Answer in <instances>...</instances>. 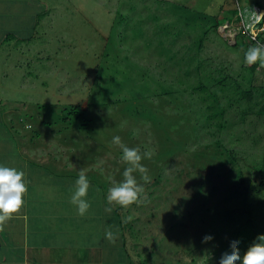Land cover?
I'll return each instance as SVG.
<instances>
[{
    "label": "rangeland",
    "instance_id": "374dc122",
    "mask_svg": "<svg viewBox=\"0 0 264 264\" xmlns=\"http://www.w3.org/2000/svg\"><path fill=\"white\" fill-rule=\"evenodd\" d=\"M239 4L247 12L264 0H0V136L26 138L39 155L52 156L35 164L40 172L32 190L52 193L63 180L64 208L74 207L68 200L85 171L88 212L96 214L84 218L85 228L91 246H105L106 264H215L217 252L231 254L233 240L240 241L241 256L247 251L249 235L234 232L242 226L250 232L251 225H242L246 216L264 228V185L255 171L264 115L240 121L235 94L251 75L254 84L264 83V67L245 66V52L256 44L247 35L246 47L234 45L241 19L231 12ZM204 33L200 50L196 41ZM215 65L235 76L228 95L213 88L225 103L234 97L226 115L237 126L220 132L219 116H208L211 97L204 102L192 88L214 83ZM114 136L141 154L153 152L141 161L151 182L134 173L144 192L128 208L107 203L109 188L128 167ZM5 145L4 153L21 150ZM63 221L65 236L75 239L77 225L72 230ZM107 230L118 236L115 243L105 239ZM205 235L214 239L202 243Z\"/></svg>",
    "mask_w": 264,
    "mask_h": 264
},
{
    "label": "crops",
    "instance_id": "0c3cea01",
    "mask_svg": "<svg viewBox=\"0 0 264 264\" xmlns=\"http://www.w3.org/2000/svg\"><path fill=\"white\" fill-rule=\"evenodd\" d=\"M3 131L4 128L2 133ZM8 131L9 128H6V132ZM3 137L0 136V144L4 147L5 144L19 145L21 150L15 148L16 151L12 147L6 153L0 150L3 152L0 165L23 171L28 191L24 196V205L20 213L14 214L0 231V264H106L105 246L102 243L101 246H97V243L91 246L87 234L90 230L85 228L88 221H84V218L93 221L96 214L91 215L87 212L85 216H79L76 208H64L60 203L64 196L61 187L68 184L63 180L58 181L56 184L61 186L58 187L59 192L54 190L55 192L51 193L49 188L46 190L39 187L32 190L36 183V175L40 172V168L35 164L46 165L52 156L47 157L42 152H40L42 155H39L35 152V144L31 145L26 138L18 143L15 139L3 140ZM31 167L35 172L30 170ZM50 170L53 174H60L58 173L60 171L54 168ZM71 185L73 186L72 182ZM61 210L67 211L68 216L63 217ZM63 218L72 230L77 225L78 233L75 239L69 241L68 236L71 235L65 236ZM70 222H73V225ZM109 259L110 257L107 260Z\"/></svg>",
    "mask_w": 264,
    "mask_h": 264
},
{
    "label": "clouds",
    "instance_id": "9594fccd",
    "mask_svg": "<svg viewBox=\"0 0 264 264\" xmlns=\"http://www.w3.org/2000/svg\"><path fill=\"white\" fill-rule=\"evenodd\" d=\"M255 5V4H253ZM253 5L249 4V9H253ZM257 10H253L249 16L250 23L246 24V28L253 30L255 25L264 21V12H260L258 5ZM263 8V7H262ZM264 31V29H261ZM253 39L256 33L252 31ZM263 38V37H262ZM245 64L248 66L255 65L259 62L260 67H264V44H257L254 47L248 48L245 52ZM112 143L122 149L121 159L128 165L123 172V180L119 183H114L110 187L107 195L108 205H119L123 208H128L133 204L141 202V194L144 192L142 184H139L134 173H139L140 178L145 183H150L148 169L141 163L142 159H151L153 152L148 150L141 154L139 147L130 148L122 143L121 137L114 136ZM25 173L14 167L0 165V231L14 214L20 213L24 205V196L28 191L25 183ZM75 191L70 197L72 204L79 216H85L89 211L91 204L87 201L86 196L90 187V182L87 179L85 171L80 170L79 177L75 181ZM146 199V197H145ZM106 212H111V207H106ZM132 217H126L124 222L131 221ZM118 236L111 230L105 232V239L108 242L115 243ZM214 239L211 235H205L202 238V243H208ZM239 240H233L230 243L232 249L231 254L224 253L219 261V264H264V234L258 235L256 239L249 245L247 251L241 256L240 249L237 245Z\"/></svg>",
    "mask_w": 264,
    "mask_h": 264
},
{
    "label": "trees",
    "instance_id": "16d2710c",
    "mask_svg": "<svg viewBox=\"0 0 264 264\" xmlns=\"http://www.w3.org/2000/svg\"><path fill=\"white\" fill-rule=\"evenodd\" d=\"M239 5H237V7L235 8V10H232L231 12V16L233 17L234 14L238 11L239 9ZM263 7V8H262ZM260 8V12H264V6H262ZM230 16L227 15V17ZM221 18L219 20H217L215 23L212 24V27L214 29H217L218 26L222 23H224L226 20V18ZM239 18V17H237ZM242 31V30H241ZM206 33L207 30H206ZM244 32H241L240 33V37H238L236 40H235V43L234 45H239L240 44H243L245 45V47L247 46V44L244 42L243 38H244ZM204 40H205V33L203 35H201L199 37V39L196 41L198 43V49H202V47L204 46ZM249 40V39H248ZM263 40H264V37H263ZM251 42V40H249ZM252 43L255 44L254 41H252ZM256 46V44H255ZM244 49V48H243ZM246 66V64H245ZM259 66V62L255 65H252V66H246L248 68H250V71L254 72L255 69ZM217 70V71H216ZM225 71V67L224 66H217L215 65L214 68H212V70L210 71L209 73V76H212V79H216L214 81V83H208V84H203L202 82L200 83V85L196 86L195 84L192 86L193 89L197 90V91H202V95H201V99H203V101L205 102V100L208 99V97H211L209 100H208V103H206V108L208 109V116H210L211 118H216L218 117V119L215 121V127L217 129L218 132L220 131H223L224 129L228 128V127H231L234 128L237 123V119H233V117L229 118L226 114H227V111L230 109V107L232 106L233 104V100H234V97L232 100H229V102H226L225 101H222V98H221V95L219 93V91L217 90H220L221 92L223 91L224 92V95L227 94L228 95V90L232 87V84H231V81L230 79H235V76H233L232 74H230L228 71L224 72ZM248 79H251V82L248 83V85L246 86H241V82L240 84L238 83L237 84V89H236V93L237 96H236V101L239 102L240 104V101H242L241 103V108L240 110L238 111L239 112V119L240 121H246L248 119L249 116L251 115H254V116H262L264 115V83H261V84H254L252 82V75L248 78ZM218 86V89L217 90H213L214 87ZM200 88L202 90H200ZM232 89V88H231ZM233 91V89H232ZM218 92V93H217ZM206 93H209L208 95ZM243 100L246 102H243ZM220 106L219 109H215L214 107L216 106L215 104H217ZM213 110V111H212ZM217 111V112H216ZM229 112V111H228ZM221 116V117H220ZM214 120V119H212ZM251 120H249L250 122ZM240 136H237L236 138H239ZM221 140L218 139V143L219 144H222L220 142ZM222 146V145H221ZM227 150H232L233 149H227ZM231 151V152H232ZM232 154V153H231ZM235 158L236 157V153L233 151V155H232V158ZM260 158L259 160V164L255 167V171L259 174L260 176V184L261 185H264V147L262 149V152L260 153V156L258 157ZM237 159H235L234 161H236ZM232 164H233V161H230ZM236 180H237V184L242 186L243 185V182H245V179H244V174H243V171L241 169L238 170V173H237V177H236ZM235 183V187H237L235 190V192H238L239 191V187ZM242 192V191H241ZM245 192V191H244ZM247 190H246V196L245 198L247 197ZM247 206V205H246ZM245 206V211L248 210L247 212H249V208L250 206L248 205L247 207ZM229 218H231L230 216H228ZM233 218V217H232ZM231 218V219H232ZM251 225V229H250V232L249 231H244V226L242 227H239L237 229L234 230V232L236 234H246V235H249V242H248V247L249 245L256 239V237L258 235H261V234H264V228L262 229V227L260 229H257L255 228L254 226H258L257 224H254L251 217H247L245 218V220L242 222V225ZM221 228L222 226V223L219 225ZM218 229V228H217ZM216 256V260L217 262H215V264H218L219 261H220V258L223 254L221 253H218L215 254Z\"/></svg>",
    "mask_w": 264,
    "mask_h": 264
},
{
    "label": "built area",
    "instance_id": "2783aa9c",
    "mask_svg": "<svg viewBox=\"0 0 264 264\" xmlns=\"http://www.w3.org/2000/svg\"><path fill=\"white\" fill-rule=\"evenodd\" d=\"M253 7H254L253 9H251V10L249 9V11L246 12L245 11L246 8L244 9L243 7L239 6V9L237 11L239 18L241 19V24L239 26V29L242 30V32H244V34L248 36L249 40L254 41L256 43V45L258 43L264 44V40L262 38L264 31H261V29H264V21H261L259 24L255 25V28L253 29L256 33L255 39H253V36H252L253 30H249L246 28V24L250 23L249 17H247V16H250V14L253 10H257L256 5H253Z\"/></svg>",
    "mask_w": 264,
    "mask_h": 264
}]
</instances>
